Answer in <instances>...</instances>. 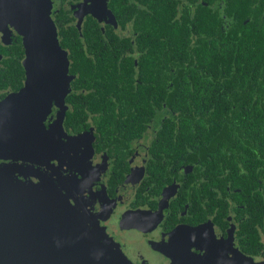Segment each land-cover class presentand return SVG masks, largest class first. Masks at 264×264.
<instances>
[{"label": "flooded vegetation", "instance_id": "af4514ba", "mask_svg": "<svg viewBox=\"0 0 264 264\" xmlns=\"http://www.w3.org/2000/svg\"><path fill=\"white\" fill-rule=\"evenodd\" d=\"M224 4L51 0L50 16L73 76L64 102H53L44 120L48 131L64 112L63 132L52 149L57 157L51 170L37 163L38 149L36 162L9 157L0 158V165H15L18 179H25L28 167L45 170L70 203L118 243L126 264H264V157L248 162L236 154L226 161L188 149L176 127L162 128L166 117L172 120L171 110L155 104L169 97L159 85L170 86V61H152L159 71H141L150 68L147 55L154 57L145 37L165 31V21L202 19L199 6L213 17L220 13L226 23ZM7 11L0 4V101L25 80L23 35ZM83 62L95 69L131 68L126 93L96 95L104 99L95 106L88 99L95 87L75 83L74 69ZM150 83L159 84L157 94L139 91Z\"/></svg>", "mask_w": 264, "mask_h": 264}, {"label": "water", "instance_id": "95a60500", "mask_svg": "<svg viewBox=\"0 0 264 264\" xmlns=\"http://www.w3.org/2000/svg\"><path fill=\"white\" fill-rule=\"evenodd\" d=\"M0 4L14 19L25 48L23 86L0 101V158L36 162L33 151L38 149L37 163L51 170L64 112L48 131L44 120L52 103L61 106L70 91L73 76L68 74L67 52L50 16L51 0ZM17 169L0 165V264L127 263L118 243L70 203L51 175L28 167L25 179H18Z\"/></svg>", "mask_w": 264, "mask_h": 264}, {"label": "trees", "instance_id": "16d2710c", "mask_svg": "<svg viewBox=\"0 0 264 264\" xmlns=\"http://www.w3.org/2000/svg\"><path fill=\"white\" fill-rule=\"evenodd\" d=\"M199 9L202 19L165 21V31L145 37L154 57L147 55L150 68L141 71H159L161 67L151 65L152 61H170L171 71L165 75L170 86L150 83L139 91L157 94L159 85L169 93L163 100L155 99L160 108L165 103V108L171 110L172 120L166 117L162 128L176 127L186 147L197 150V155H218L226 161L236 154L241 161L262 158L264 0H225L226 23L220 13L213 17L206 6ZM74 72L79 73L77 86L95 87L88 98L95 106L104 99L96 95L104 96L107 91L126 93L125 87L131 84L127 80L133 76L131 68L95 69L84 62ZM141 77L145 75L139 74Z\"/></svg>", "mask_w": 264, "mask_h": 264}]
</instances>
